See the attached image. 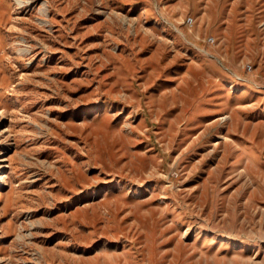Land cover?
Listing matches in <instances>:
<instances>
[{
	"label": "rangeland",
	"instance_id": "1",
	"mask_svg": "<svg viewBox=\"0 0 264 264\" xmlns=\"http://www.w3.org/2000/svg\"><path fill=\"white\" fill-rule=\"evenodd\" d=\"M0 264H264V0H0Z\"/></svg>",
	"mask_w": 264,
	"mask_h": 264
},
{
	"label": "built area",
	"instance_id": "2",
	"mask_svg": "<svg viewBox=\"0 0 264 264\" xmlns=\"http://www.w3.org/2000/svg\"><path fill=\"white\" fill-rule=\"evenodd\" d=\"M187 20H188V24H192V19H191V17H188ZM207 41H208V42H213V37H208V38H207ZM245 67H246V69H251V66L248 65V64H247Z\"/></svg>",
	"mask_w": 264,
	"mask_h": 264
}]
</instances>
